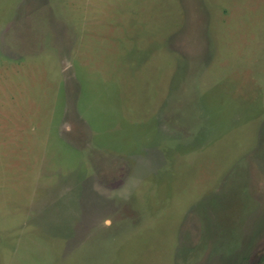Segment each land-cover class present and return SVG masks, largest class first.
Segmentation results:
<instances>
[{
    "label": "rangeland",
    "instance_id": "obj_1",
    "mask_svg": "<svg viewBox=\"0 0 264 264\" xmlns=\"http://www.w3.org/2000/svg\"><path fill=\"white\" fill-rule=\"evenodd\" d=\"M0 264H264V0H0Z\"/></svg>",
    "mask_w": 264,
    "mask_h": 264
}]
</instances>
